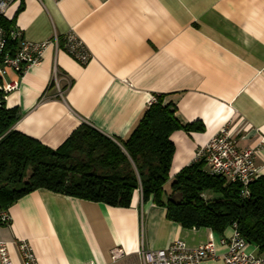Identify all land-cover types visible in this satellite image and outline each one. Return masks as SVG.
<instances>
[{
    "label": "crops",
    "instance_id": "0c3cea01",
    "mask_svg": "<svg viewBox=\"0 0 264 264\" xmlns=\"http://www.w3.org/2000/svg\"><path fill=\"white\" fill-rule=\"evenodd\" d=\"M3 19L30 42L60 40L5 101L19 111L13 129L51 149L83 124L127 140L154 95H166L182 125L204 127L171 135L169 196L176 176L222 128H230L240 149L259 146L264 137V0H16ZM70 32L90 51L89 64L63 49ZM55 70L62 89L71 84L62 97L52 86ZM15 79L9 73L6 82ZM255 165L264 177V148ZM6 213L10 223L0 222V241L14 264H22L20 241L39 264H143L142 248L163 250L176 241L219 246L222 238L170 221L166 208L153 198L145 202L140 190L130 208H115L40 189ZM117 248L124 256L113 261Z\"/></svg>",
    "mask_w": 264,
    "mask_h": 264
},
{
    "label": "trees",
    "instance_id": "16d2710c",
    "mask_svg": "<svg viewBox=\"0 0 264 264\" xmlns=\"http://www.w3.org/2000/svg\"><path fill=\"white\" fill-rule=\"evenodd\" d=\"M0 24L6 31L12 27L4 19ZM15 45L9 40V49ZM154 98L127 140H112L83 124L57 149L13 129L19 111L7 109L2 102L0 214L40 189L115 208H130L140 190L145 202L153 198L157 206L166 208L167 218L183 228H207L223 237L237 225L246 242L264 255V177L251 183L250 196L243 199L239 183L211 176L205 162L197 161L176 176L167 196L164 187L176 152L171 135L181 130L203 132L204 127L182 125L176 106L165 103L166 95ZM177 193L183 197L180 205L170 201Z\"/></svg>",
    "mask_w": 264,
    "mask_h": 264
},
{
    "label": "built area",
    "instance_id": "2783aa9c",
    "mask_svg": "<svg viewBox=\"0 0 264 264\" xmlns=\"http://www.w3.org/2000/svg\"><path fill=\"white\" fill-rule=\"evenodd\" d=\"M16 0H0V20ZM59 2L61 0H54ZM9 40L16 43L13 50L8 48ZM60 47V40L54 36L51 40L34 43L26 40L23 33L16 27L6 31L0 24V104L6 101L7 96L18 89L20 80L26 71L39 65L49 47ZM63 49L81 65H87L92 60V55L83 41L70 32L64 40ZM9 73L16 77L11 82H6ZM52 84L57 89L59 96L64 91L60 86V75L54 72ZM152 99L150 105L154 103ZM264 148V137L259 146L255 148L240 149L230 136V128L224 127L210 142L198 149L196 161H204L211 176H222L231 183L242 186L241 197L250 196V185L258 178V169L255 165L257 152ZM0 222L10 223L6 212L0 214ZM230 237H222L217 246L213 241L207 242L197 248H190L184 241H176L163 250L153 251L142 248L139 256L143 264H264V255L249 251L250 244L241 236L237 225L232 227ZM18 251L22 264H39L34 251L28 243L20 241ZM124 256L122 250L112 251L113 261H118ZM0 264H14L8 244L0 241Z\"/></svg>",
    "mask_w": 264,
    "mask_h": 264
},
{
    "label": "water",
    "instance_id": "95a60500",
    "mask_svg": "<svg viewBox=\"0 0 264 264\" xmlns=\"http://www.w3.org/2000/svg\"><path fill=\"white\" fill-rule=\"evenodd\" d=\"M170 201H171L173 204L180 205V204L182 203V201H183L182 194H180V193L174 194V195L170 198Z\"/></svg>",
    "mask_w": 264,
    "mask_h": 264
},
{
    "label": "rangeland",
    "instance_id": "374dc122",
    "mask_svg": "<svg viewBox=\"0 0 264 264\" xmlns=\"http://www.w3.org/2000/svg\"><path fill=\"white\" fill-rule=\"evenodd\" d=\"M169 188V187H168ZM171 188V187H170ZM209 197H210V194H209Z\"/></svg>",
    "mask_w": 264,
    "mask_h": 264
}]
</instances>
